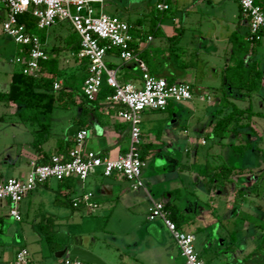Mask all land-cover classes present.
Here are the masks:
<instances>
[{"label":"rangeland","instance_id":"rangeland-1","mask_svg":"<svg viewBox=\"0 0 264 264\" xmlns=\"http://www.w3.org/2000/svg\"><path fill=\"white\" fill-rule=\"evenodd\" d=\"M237 5V0H179L178 5H174L177 9L176 18L184 23L185 29H183L184 33L182 32L183 37H180L178 42L176 41L177 43L175 42V46L169 52L179 55L178 67L182 66L183 62L186 67L190 66L193 73L197 74V80H193L194 85L210 91L214 99L220 97L221 91H225L222 84L226 77L224 70L229 55L226 52L231 50L226 51V38L228 33L235 29L238 21L239 9ZM95 7L102 9L106 14L119 16L130 24H133L145 13L150 12V15L146 16L149 22L151 17L161 16L155 8V0H105L102 8L99 5H95ZM187 12L188 19H185ZM2 14L4 18L5 13ZM223 14L228 20L227 22L222 20ZM174 19V16L170 14L158 25L163 28L172 27L175 23ZM1 25L2 20L0 21V90H7L12 72L20 68L19 64L14 62L19 46L3 32ZM146 26L142 25V31L148 30L149 23ZM69 31L68 22L53 25L49 28L48 45L51 46L56 37L64 38L69 34ZM216 41L219 44L218 54H215L213 46ZM154 43L161 44V37L155 36ZM54 46L60 48L64 52L63 54L66 53L65 47L61 45L60 41H57ZM263 51L264 49L260 48L259 52ZM77 83L80 85L81 80H78ZM187 103L194 105V110H191L187 116L189 118V136L194 141L190 145V153L187 154L184 150L182 152L180 150L178 152L170 151L174 155L173 158L160 153L149 158L148 166L145 168L146 173L155 171L159 178L157 183L147 185L155 200L164 199L160 197V192L157 194L154 191L159 183L164 185L163 189L168 186L170 188L180 187L181 197L195 193L192 192L190 180H187L183 185L180 181H176V177H171L172 172L181 164L189 167V171L195 174L207 165L215 166L223 161L234 164L240 161L236 159L237 153L227 147L230 143L231 133L222 140L227 148L221 151L216 142L219 138L212 133L197 131L198 125L205 124L210 120L207 113L213 107L207 101L201 100L197 92L194 93V99ZM251 103L253 108L262 114V116L254 117L253 121L259 124V127H263L264 104L260 106V102L253 96ZM238 105L247 107L249 99L239 100ZM227 111H230V107L225 108V112ZM55 114L57 118L60 115H72V112L57 107ZM184 118L183 121L186 124ZM15 120H17L16 115L12 114L9 108L0 102V153L6 151L8 154L15 155L19 151V147H25V150L28 148L24 142L28 139L31 140L32 127L20 124L14 129L11 122ZM66 120V118L56 120L52 131L55 133L56 129L62 127L67 131ZM163 123L172 124V120ZM178 131H180L179 128ZM15 133H18L16 134L18 144L12 140V135ZM203 140L205 142H202ZM256 140L254 137L253 142H257ZM219 141L221 140L219 139ZM245 156L246 154L244 158ZM243 161L242 159L241 162ZM2 168L5 177H19V172L25 170L27 166L19 161L14 166L3 165ZM237 173L238 171L235 174ZM126 182V185L125 183L123 185L130 186V183ZM230 185L233 184L230 183ZM131 190L126 192L128 198H122L119 202L115 196L108 200L99 197V207L93 212L75 210L71 204L60 202L54 192L45 189H40L31 200L26 197L23 199L19 205L22 212L21 221H16L11 217L6 218L8 208H1L0 219L3 222V230H7L9 226L12 227V234L0 236V241L4 244L2 247L4 255H9L7 253L13 248L12 241H15L13 244H18L23 241L22 237H25L26 242L24 243L30 250L37 252L35 258L39 259L42 264H53L57 253L62 248L71 249L75 246L87 249L107 264H147L145 260H142L141 249L142 238L149 231L151 225L153 226L152 221L147 219L149 200L146 195L142 197V195H137L138 192ZM198 194L200 193L198 192ZM131 196L135 203L130 204L131 202L128 201ZM226 199L225 196H221L215 201L201 195L202 209L200 213L198 215L191 214L180 229L195 234L196 251L204 261H208L210 264H263L264 233L255 229L253 226L255 222H251V218L249 219L251 226L246 227L244 224L248 219L245 211L251 207V201L245 202L244 200L242 204L244 213L240 218L233 220L227 216L229 211L225 208L226 205L233 204L231 202L233 199H230L228 203ZM257 218L261 220L262 216L257 214ZM47 220H51L52 226H54L53 240L57 241L56 245L59 249H51V245L43 238L40 228ZM171 238L173 239V237ZM176 262L181 263L182 259L178 257Z\"/></svg>","mask_w":264,"mask_h":264},{"label":"crops","instance_id":"crops-1","mask_svg":"<svg viewBox=\"0 0 264 264\" xmlns=\"http://www.w3.org/2000/svg\"><path fill=\"white\" fill-rule=\"evenodd\" d=\"M105 2V1H104ZM119 2V1H118ZM179 0H172V10L174 16V26L172 27H165L162 28V35L161 37V44H155V36L152 34H147L142 37L140 34L136 33L135 35L138 37L139 41V52L146 50L150 57L151 65L147 66L150 73L159 77H172L174 78V82H188L193 86V93L197 92L200 95L201 100H205L208 102L210 106H212V110L209 111L207 114L210 117V120L205 123L198 125L197 131L198 132H208L212 133L213 126L220 116V112L222 110V96L223 94L227 93L231 95V100L238 105L239 100H243L240 93L232 91L229 86L226 84V77L223 81V88L225 87V91H221L220 97L214 99L211 96L210 91L196 87L193 83V80H197V74L193 73V70L190 69V66L186 67L185 62H183L182 66L178 67L179 65V55L177 53H171L169 50L175 46L178 42L170 43L167 38L172 37L173 35H179V38L183 37L182 34L183 29H185L184 23H181L176 18V11L177 9L174 7L178 5ZM238 3V2H237ZM239 9V17L238 21L236 22L235 29L232 30L227 35V44H226V51L231 49V43L229 41V36L233 31H240L245 33L248 31V21L242 15L239 4L237 5ZM127 12V10H125ZM123 14V13H122ZM149 13H145L142 15V19L144 22L142 24L137 25L134 29L142 32V25H147L149 23L146 16H149ZM222 20L228 21L223 14ZM119 17V16H118ZM140 18V17H139ZM122 19V18H121ZM138 19V18H137ZM136 19V20H137ZM185 19H188V12L185 16ZM124 20V19H123ZM134 23V22H133ZM147 27V26H146ZM73 31L70 27V32ZM177 33V34H176ZM184 33V32H183ZM68 34V35H69ZM66 35L64 38L56 37L55 41L52 43L51 46L48 45V36H49V29L46 32V38L43 42L44 48L47 54L51 53L54 49H58L57 52V59H58V66L60 69V77L55 81L59 82L60 85H63V82L66 81L67 84L72 86L73 81L76 80V84L78 85V80H81L80 86L83 84V77L87 74V65L84 60L79 59L75 54L77 51H72L67 48L65 38L68 36ZM151 35L152 39L148 40L147 37ZM61 43L64 48L62 52L60 48L54 46L56 42ZM48 46V47H47ZM216 53L219 52V44L217 41L213 44ZM263 48V44L260 46ZM259 48V50H260ZM173 51V50H171ZM228 55V60L225 63V67L232 65L234 62L230 59V53L226 52ZM175 55V57H173ZM54 56V55H53ZM260 59L259 67L263 71V78L261 82V87L250 94L249 105L252 107L254 112H259L255 110L252 106V96L256 98L260 102V106L264 104V53H258L254 55H250V53L245 57L246 63H250L253 60ZM105 61L108 66L117 69L119 79L122 82H132L135 85H140L142 70L139 67L138 62L136 61H124L119 57V53L117 50L109 51L108 54L105 56ZM187 68V69H186ZM226 73V69L224 70ZM228 88V89H226ZM227 90V91H226ZM7 91V90H3ZM75 90H66V92H72V94H67L66 100L70 101L71 104L65 101L64 105L66 107H62L64 109H68L72 112V115L67 116H58L55 117V111L57 107L53 111L52 115V126L49 139L40 147L36 148L33 146V136L31 140H27L24 144H27V150L25 147H19V151L16 152L15 155L4 151L0 153V180L9 178L5 177L3 173V165L14 166L17 162H23L26 164L27 168L19 172V177H25L29 171L31 170L32 164H41L45 160L49 159V157L54 153H63L68 151L72 148L74 144V138L77 132L82 129L86 128L89 130L88 137L84 140L83 143V151H94L100 155L109 156L111 158H117L120 155L125 154L128 149L129 141H130V133H129V124L122 121L119 116L117 115V111L119 109V105L103 101L97 104H91L89 102H85L80 95L73 92ZM216 92V90H215ZM236 99H234V96ZM206 96V98H205ZM233 96V97H232ZM194 99V98H193ZM192 99V100H193ZM105 100V99H104ZM188 100V101H192ZM188 101L172 103L170 108L166 110H144L141 113V121H140V128H141V146L140 152L142 153V149L145 153V162L146 165L143 168L142 177L146 185V190L143 188L133 189L130 186H124L123 183L126 185V179L120 174H114L110 177L103 176L101 173H96L94 175L89 176L86 180H80L75 177L66 178L62 181H58L55 179H50L45 183L39 185L34 191L30 192L26 198L30 199L35 196L40 189H45L47 191H52L56 194L57 199L62 203L71 204L72 208L75 210H85V212H93L94 210H90L84 204H79L78 206L73 205V201L81 198L84 194L88 192L93 193V201L98 204L99 197L103 199H112L114 196L118 199V202L122 200V198H128L127 193L128 190L138 192L137 195H142L149 200V207L151 206L152 201H161V202H174L180 208L181 214L186 215L189 217L191 214L198 215L202 209L201 195L206 198L214 199L215 201L221 197L225 196L226 202L230 199L233 204L231 206L226 205V210L229 211L227 216L229 218H233V220L237 219L238 217L244 213V209L242 208V204L245 200L251 201V207L248 208V211H245L246 216L248 219L245 220L244 224L246 227L251 226V222H255V229L264 233L259 225L264 223V124L263 127H259V124H256L253 119L254 117H259L261 115H255L249 121V127L245 129H240V133L236 135L230 136V143L227 146L228 149L237 153V160L239 159V163H227L225 161L216 164L220 165L225 163L229 166L235 167L237 174L232 177V181L229 183H222L220 185H213L209 182L208 177L200 173V170L203 168H207L208 170L213 169L215 166H205L199 169V172L193 173L190 172L189 167L181 164L175 169L171 177H176V181H180L183 185L189 181V184L192 186V195L186 194L184 197L176 199L175 195H172L170 192L175 189H180V187H173L170 188L169 186L163 189L162 184L159 183V186L154 190L157 194L160 192V197L164 199L155 200L152 194L149 192L147 185L151 183H157L159 178L157 177V173L154 172H145V168L148 166V159L158 154H164L169 158H173L174 155L170 153V151L181 152L184 150L187 154L190 153L191 144L194 142L193 139L189 136L188 132V123L189 118L187 117L191 110H194V105L191 103H187ZM6 105V104H5ZM9 108V111L15 115L16 107L11 105H6ZM239 106V105H238ZM247 106V107H248ZM75 107V108H74ZM241 108H247L242 107ZM191 116V115H190ZM193 116V114H192ZM191 116V117H192ZM185 117V118H184ZM62 118H66V127H68L67 131L62 127L56 129L57 132H53V124L56 120H60ZM183 118L186 120L183 121ZM193 118V117H192ZM2 119V118H1ZM172 124H164L163 122L171 121ZM13 128L15 129L18 125H24L20 123L18 120L11 122ZM58 125V122L56 123ZM26 126V125H24ZM178 128L180 131H178ZM54 133V134H53ZM12 135V140L14 143L18 144L17 135ZM53 134V136H52ZM32 135V134H31ZM230 133H226V137H228ZM224 137V138H226ZM256 137L255 148L247 149L243 153L237 152L233 145L239 144L241 142L250 140L253 142V138ZM202 142H205L203 140ZM217 147L221 151L224 148H227L226 145L219 141H216ZM218 153V150L216 151ZM246 154L245 158L244 155ZM220 156V155H219ZM242 159L244 160L243 162ZM224 160V159H223ZM146 173V176H145ZM237 175V176H236ZM15 177V176H10ZM158 178V179H157ZM163 178V177H162ZM160 179V181L162 180ZM192 183V184H191ZM232 183L233 185H230ZM128 185V184H127ZM127 187V188H126ZM181 190V189H180ZM204 191V192H203ZM230 191V193H229ZM237 191H241L237 193ZM198 192L200 194H198ZM197 193V194H196ZM229 193V194H228ZM98 197V198H97ZM25 198V199H26ZM96 198V199H95ZM29 200V203H30ZM23 201V200H22ZM129 202L135 203L132 196L128 199ZM249 201V202H250ZM6 207L8 211L6 213V218H13V216L9 213V204L4 202L0 203V209ZM98 207L96 209H98ZM21 208V206H20ZM21 212V209H19ZM257 212V213H256ZM149 213V208H148ZM257 214L262 216V219L257 218ZM22 216V212H21ZM152 221L153 226L149 228L142 238V260H145L147 264H182L183 257L180 254V250L178 249L176 243L171 238L172 235L168 228L166 227L164 221L161 218H156ZM22 220V219H21ZM19 220V221H21ZM18 221V220H16ZM3 222L0 219V236L3 235H10L12 234L11 226L8 227L7 230H3L2 228ZM245 228V227H244ZM7 231V232H6ZM169 234V236H166ZM23 241L18 244H13L15 241H12V247L10 252L7 253L9 255H4L2 247L4 246L3 242L0 241V264H14L15 256L19 248H25L29 253V264H42L40 263L39 259H36L35 256L37 254L36 251L30 250L24 242H26L25 237H22ZM8 249V248H7ZM6 249V250H7ZM2 250V252H1ZM62 250H64L62 248ZM62 250L57 253L53 264H59L62 262L64 258H66V254H62ZM181 258L182 262H176L177 259ZM208 262V261H205ZM208 264H210L208 262Z\"/></svg>","mask_w":264,"mask_h":264},{"label":"built area","instance_id":"built-area-1","mask_svg":"<svg viewBox=\"0 0 264 264\" xmlns=\"http://www.w3.org/2000/svg\"><path fill=\"white\" fill-rule=\"evenodd\" d=\"M105 0H0V10L5 13L2 30L18 46L28 49L27 56H16L25 74L35 73L41 61L48 58L38 34L30 32L22 17L30 16L35 20V28L45 30L60 22H68L71 29L79 35L80 47L75 54L87 61V76L82 91L90 101L95 100L101 91L103 82L112 88V93L105 101L119 105L117 115L129 124L130 141L125 154L117 158L100 155L94 151H83L84 140L89 135L86 128L80 129L74 138V144L67 152L54 153L45 163H33L25 177H9L0 180V203L9 204V213L16 220H21L19 205L22 200L39 185L50 179L62 181L75 177L86 180L89 176L101 173L110 177L122 175L133 189L146 185L142 177L146 165L142 159L140 146L141 113L144 110H166L172 103L192 100L193 89L188 82H169L164 77L150 73L140 57L139 39L132 33V24L115 15H109L98 9ZM242 15L248 21L249 38L264 42V11L254 0H237ZM172 7V0H155V8L164 12ZM148 40L152 36L147 37ZM113 49L118 50L124 61H136L142 70L140 85L122 82L118 71L107 65L105 56ZM61 87L54 82V89ZM84 204L90 210L98 207L93 201V193L88 192L73 201L74 206ZM148 218H161L170 231L184 261L182 264H207L196 251L194 233L180 229L169 217L165 203L152 201ZM29 253L25 248L17 251L14 264H29ZM59 264H88L77 259L64 258Z\"/></svg>","mask_w":264,"mask_h":264},{"label":"trees","instance_id":"trees-1","mask_svg":"<svg viewBox=\"0 0 264 264\" xmlns=\"http://www.w3.org/2000/svg\"><path fill=\"white\" fill-rule=\"evenodd\" d=\"M254 2L261 6L262 10L264 11V0H254ZM159 13L161 14L160 17H151L148 30L139 33L140 31L133 28L132 33H138L142 37L147 34L161 36L163 32L161 31L158 24L160 21L164 20L170 14L172 15L174 12L171 7L169 10L164 12L159 11ZM2 15L3 14L0 10V21L3 20ZM22 20L26 22L30 32L36 34L38 33L41 41H45L47 29H36L35 20L30 16H27L26 18L22 17ZM142 22H144V20L141 17L138 18L132 25L136 27L139 24L141 25ZM167 39L170 43H172L173 41L175 42L179 39V35H173ZM65 41L69 50L77 51L80 47L79 35L74 31L65 38ZM229 41L231 43L230 59L234 63L226 68V84L230 87V89H233L232 91L240 93L243 99L249 98L253 91L261 87L263 71L259 67L260 59L257 58L250 63H246L245 57L249 53L251 56L255 53H262L259 52V48L263 44L264 49V42L255 40L252 41L249 38L248 31L242 33L238 30L233 31L230 34ZM137 44L138 42H135L134 46L137 47ZM51 51L52 52L48 54V58L40 62L35 73L25 74L21 68L14 70L12 72L11 81L7 91L0 90V102L9 106H15V115L17 120L24 125L32 127V143L36 148H40L50 137L54 109L60 106L66 107L64 103L67 101V94H72V92H66V90H75L73 92L80 95L85 102H89L91 104H97L99 102L105 101V97L112 93V88H110L105 81L102 84L100 93L97 95L96 99L92 101L88 100L84 95L82 91L83 84L81 86L73 85L74 83L76 84V80L73 81V84L70 86V88L67 82L64 81L63 85L58 90H55L54 82L60 77L61 71L58 66V59L56 57L57 54L55 53L58 51V49L53 48ZM27 52L28 49L24 48L22 50V46L20 45L17 48V56H27ZM140 57L147 66L151 65L150 57L146 50L140 53ZM84 61L87 65V61ZM86 76L87 74L83 77V82ZM166 79L169 82H174V78L172 77H168ZM230 97L231 95L227 93L223 94L221 98L223 103L222 110L212 130V134L221 141L224 139L226 133H231L233 135L239 134L240 129L249 127V121L253 116L261 115L259 112H254L251 106H248L247 108L239 107L234 102V100H231ZM236 97L234 96V99H236ZM67 102L71 104V100ZM170 106L171 104L168 106V109ZM229 107L230 111L225 112V108ZM233 148L237 152L243 153L247 149L255 148V144L250 140H243V142L233 145ZM67 152L68 151H65L62 154L67 157ZM141 156L142 159L145 160V153L143 149ZM48 160L49 159L45 160L43 163L47 162ZM236 172L237 169L235 167L229 166L225 163L217 165L211 170H208L207 168L200 170V173L206 175L209 182L214 186L220 185L222 183H229L232 181V175ZM240 192L241 191H237V193ZM170 193L175 195L176 199L181 198L180 189L172 190ZM165 208L169 211V217L177 224L179 228H182L188 217L181 214L178 205H176L174 202L168 201L165 203ZM53 227L54 226H52L51 220H47L41 225L40 230L42 232L43 238L48 242V244L51 245V249L56 250L59 249V247L56 245L57 241L54 242L53 240ZM259 227L264 232V223H261ZM206 263L208 264V262Z\"/></svg>","mask_w":264,"mask_h":264},{"label":"water","instance_id":"water-1","mask_svg":"<svg viewBox=\"0 0 264 264\" xmlns=\"http://www.w3.org/2000/svg\"><path fill=\"white\" fill-rule=\"evenodd\" d=\"M62 254H66V256L72 260L77 259L79 261H83L88 264H107L97 255L79 246H75L71 249L65 247L64 250H62Z\"/></svg>","mask_w":264,"mask_h":264}]
</instances>
